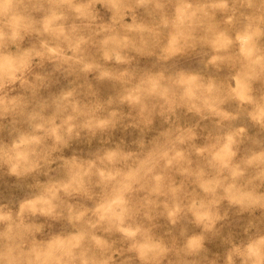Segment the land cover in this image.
I'll use <instances>...</instances> for the list:
<instances>
[{
  "label": "rangeland",
  "instance_id": "rangeland-1",
  "mask_svg": "<svg viewBox=\"0 0 264 264\" xmlns=\"http://www.w3.org/2000/svg\"><path fill=\"white\" fill-rule=\"evenodd\" d=\"M6 2L0 31H15L26 66L39 62L46 74L25 81L43 157L13 168L42 176L38 194L19 219L0 207V264H57L49 254L80 236L43 233L65 206L69 218L92 211L101 186L94 214L111 234L97 231L96 242L113 251L98 253L100 264H129L120 233L142 236L147 264H177L180 248L222 254L226 238L264 218V16L243 0H142L135 9L77 0L80 21L69 29L39 0ZM25 99L2 97L0 108ZM101 130L111 135L101 140ZM105 140L114 147L101 155ZM13 180L0 178V198Z\"/></svg>",
  "mask_w": 264,
  "mask_h": 264
},
{
  "label": "clouds",
  "instance_id": "clouds-1",
  "mask_svg": "<svg viewBox=\"0 0 264 264\" xmlns=\"http://www.w3.org/2000/svg\"><path fill=\"white\" fill-rule=\"evenodd\" d=\"M90 2L96 3L100 0H90ZM112 2L121 8L135 9L142 0H112ZM0 3L7 7L6 0H0ZM39 3L42 10L50 7L55 8L61 15L62 22L69 29L77 21H80V16L75 11L77 0H39ZM243 3L246 6H251L254 12L264 16V0H243ZM245 21H248V17H245ZM42 31V29L39 30L37 36L53 43L55 39L53 34L41 35ZM68 34L71 35L72 33L69 31ZM15 41V31H0V98L12 94H24L26 97L19 106L8 104L6 110L0 108V178H14L8 184L10 198H0V207L8 206L13 209L14 214L19 219V210L26 208V202L34 199L38 194L35 186L42 176L35 170L30 174L20 175L14 172L13 168L22 170L25 167H32L33 164L42 159L44 153L43 143L32 139L40 133L35 131V122L30 117L33 110L31 107L33 100L28 96V85L25 81H35L36 76L46 73L39 62L26 66L21 58L20 50L15 48ZM30 44L31 41L24 46L28 47ZM103 99L106 103L107 97ZM116 103L117 101L114 100L113 104ZM106 107L108 112L113 110V106H107L106 104ZM102 115L107 116V112ZM110 135V130L98 132V138L101 140ZM154 135H156L155 130L148 133L146 139H150ZM135 139L136 137L132 140ZM112 147H114V144L105 140L104 143L96 145L95 149L101 150L102 155L104 150ZM125 147L131 150L138 147V145L133 143ZM18 189H24V194L18 192ZM95 195L96 203H100L104 197L103 186ZM57 203L59 206V202ZM96 203L91 205L92 211L86 212L79 219L69 218L72 211L65 206L64 211L59 213L64 217L61 223H57L55 229L46 230L43 233L41 237L43 240L61 233L68 235L75 232L80 236L79 245L58 248L54 253L49 254L57 261V264L60 261H63V264H100L97 254L99 253V256L103 257L113 251L111 243H106L104 246L97 245L96 232L102 231L111 234V229L108 227L106 218L94 214ZM25 215L37 222L40 220H44L45 223L52 222L51 217H43L39 213L28 211ZM13 223L15 224V221ZM16 227L17 231H20L19 225H16ZM116 231L119 232L118 229ZM118 240L123 246V250L131 253L127 257L129 264H147V260L151 259L150 256L145 255V250L141 247V235L138 234L132 238L127 234L120 233ZM112 243H115V241H112ZM223 245L222 254L217 253L209 256L208 251L192 253L187 248H180L179 254L173 252L172 258L176 260L177 264H210V261L213 260L216 261V264H264V218L253 219L251 222L242 225L239 233L235 237L226 238Z\"/></svg>",
  "mask_w": 264,
  "mask_h": 264
}]
</instances>
